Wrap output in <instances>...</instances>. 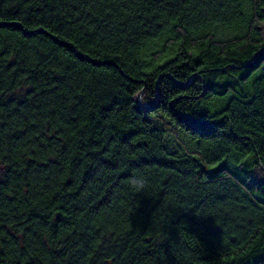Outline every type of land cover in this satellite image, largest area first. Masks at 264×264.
Segmentation results:
<instances>
[{
    "label": "trees",
    "instance_id": "1",
    "mask_svg": "<svg viewBox=\"0 0 264 264\" xmlns=\"http://www.w3.org/2000/svg\"><path fill=\"white\" fill-rule=\"evenodd\" d=\"M0 264H264V0H0Z\"/></svg>",
    "mask_w": 264,
    "mask_h": 264
},
{
    "label": "rangeland",
    "instance_id": "2",
    "mask_svg": "<svg viewBox=\"0 0 264 264\" xmlns=\"http://www.w3.org/2000/svg\"><path fill=\"white\" fill-rule=\"evenodd\" d=\"M229 30L230 29H227V31H226V33L228 34V32H229ZM231 31V30H230ZM230 33V32H229ZM255 75H257V74H254V76ZM254 76L251 78V80H250V87H252V81H253V78H254ZM236 94V92H230V93H228L227 95H225V96H222V97H220V98H216V99H214L213 100V103H212V105H211V107H212V109L213 110H217V109H221V108H223V107H226L227 105H228V103H229V101H230V99L234 96ZM175 128L176 129H172V128H170L169 129V131H171V133H173L178 139H179V141H183V142H185V143H187L189 146H190V148L191 149H194L195 148V146H194V143L193 142H191L189 139H192L195 143H196V139H193L191 136H189V135H187L186 133H184L183 131H181L180 130V128L179 127H177L176 125H175ZM174 130V131H173ZM182 132V133H181ZM185 134V136L187 137H185V136H183V135ZM189 138V139H188ZM168 140L171 142V144L172 145H174V146H176V147H178V146H180L179 144H178V142H177V140L174 138V136L172 135V134H168ZM180 143V142H179ZM185 145V144H181L182 145V151H191L192 153H194L195 155H198L197 154V152H195V151H193V150H191L189 147H188V145Z\"/></svg>",
    "mask_w": 264,
    "mask_h": 264
},
{
    "label": "clouds",
    "instance_id": "3",
    "mask_svg": "<svg viewBox=\"0 0 264 264\" xmlns=\"http://www.w3.org/2000/svg\"><path fill=\"white\" fill-rule=\"evenodd\" d=\"M129 183L136 191H141L146 187L147 180L144 177H134Z\"/></svg>",
    "mask_w": 264,
    "mask_h": 264
}]
</instances>
